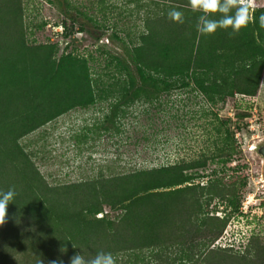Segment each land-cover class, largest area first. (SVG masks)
<instances>
[{"label":"trees","instance_id":"1","mask_svg":"<svg viewBox=\"0 0 264 264\" xmlns=\"http://www.w3.org/2000/svg\"><path fill=\"white\" fill-rule=\"evenodd\" d=\"M149 2L127 59L112 56L116 72L108 70L105 83L84 56H57L56 43L28 42L22 0H0V190L18 193L0 227V264H69L76 253L91 258L100 251L117 264H264V241L256 235L242 249L215 243L240 213L247 180L240 164L229 166L236 148L230 118H216L223 137L209 155L62 184L46 182L19 142L69 110L113 95L121 100L112 103L105 120L111 124L120 104L177 87L190 86L212 106L255 96L264 69V0H256L255 22L231 36V28L201 35V13L188 0ZM171 8L184 13L183 24L168 18ZM61 25L68 36L65 20ZM209 162L222 172L228 167L229 178L215 168L205 174Z\"/></svg>","mask_w":264,"mask_h":264},{"label":"rangeland","instance_id":"2","mask_svg":"<svg viewBox=\"0 0 264 264\" xmlns=\"http://www.w3.org/2000/svg\"><path fill=\"white\" fill-rule=\"evenodd\" d=\"M22 5L28 42L56 43L57 56L68 51L84 56L91 72L102 74L105 83L111 80L104 74L116 72L112 56L127 59V48L143 29L141 16L152 7L149 0H22ZM64 20L68 36L56 29ZM120 100V95H113L73 108L19 140L46 182L62 184L99 171L110 175L209 155L223 137L215 129L219 119L230 118L236 148L229 166L240 164L247 180L241 211L229 218L219 244L242 249L251 235L264 241V160L256 149L264 142V69L253 97L236 95L212 106L190 86L177 87L122 103L114 123L106 122L112 103ZM221 167L209 162L202 171L209 174ZM230 174L225 166L218 171L227 179ZM205 180L204 176L195 182ZM104 212L115 213L107 207Z\"/></svg>","mask_w":264,"mask_h":264},{"label":"clouds","instance_id":"3","mask_svg":"<svg viewBox=\"0 0 264 264\" xmlns=\"http://www.w3.org/2000/svg\"><path fill=\"white\" fill-rule=\"evenodd\" d=\"M191 10L199 12L197 31L201 35H213L218 29L231 28L229 35L238 34L241 29L255 22L256 0H188ZM220 14L219 18H210ZM168 18L179 24L185 22L184 13L176 8H171L167 13ZM261 26L264 27V15L260 16ZM255 149L256 145L253 144ZM18 193L14 187L7 191L0 190V227L8 222V205L13 203ZM75 248V246L73 245ZM66 249H61V252ZM41 264V261H40ZM49 264H64L62 259L51 260ZM69 264H117V257L111 252H98L94 257L86 258L81 253L70 257Z\"/></svg>","mask_w":264,"mask_h":264},{"label":"built area","instance_id":"4","mask_svg":"<svg viewBox=\"0 0 264 264\" xmlns=\"http://www.w3.org/2000/svg\"><path fill=\"white\" fill-rule=\"evenodd\" d=\"M56 29H57V31H58V33H60V34H62L63 35V31H62V26H61V24L60 25H58V26H56ZM240 209H241V207H240ZM241 211V210H240ZM217 215H221V212L220 213H217ZM225 231H226V227H225V229L223 230V232H222V234H221V236L216 240V244H219V241H220V239L222 238V236H223V234L225 233ZM219 245H221V244H219ZM228 246H231V244H227ZM221 246H223V245H221Z\"/></svg>","mask_w":264,"mask_h":264},{"label":"water","instance_id":"5","mask_svg":"<svg viewBox=\"0 0 264 264\" xmlns=\"http://www.w3.org/2000/svg\"><path fill=\"white\" fill-rule=\"evenodd\" d=\"M257 153L263 158L264 160V142L261 143L257 148Z\"/></svg>","mask_w":264,"mask_h":264},{"label":"bare ground","instance_id":"6","mask_svg":"<svg viewBox=\"0 0 264 264\" xmlns=\"http://www.w3.org/2000/svg\"><path fill=\"white\" fill-rule=\"evenodd\" d=\"M252 149V148H251Z\"/></svg>","mask_w":264,"mask_h":264}]
</instances>
